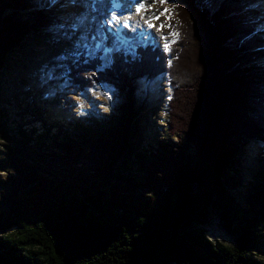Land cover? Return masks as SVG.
Listing matches in <instances>:
<instances>
[{
	"label": "trees",
	"instance_id": "16d2710c",
	"mask_svg": "<svg viewBox=\"0 0 264 264\" xmlns=\"http://www.w3.org/2000/svg\"><path fill=\"white\" fill-rule=\"evenodd\" d=\"M38 2L0 0V77L27 37L59 26ZM169 2L179 35L168 51L142 44L99 71L102 53L92 59L82 48L63 64L81 91L111 85L121 95L134 77L151 82L166 74L176 147L141 151L129 139L133 105L108 133H68L51 152L45 134L32 145L31 132L12 134L4 122L12 144L0 156V264H264L254 254L264 241V203L253 216L228 186L239 155L264 146V36L247 18L245 0ZM180 137L198 162L184 158ZM212 211L233 246L195 227Z\"/></svg>",
	"mask_w": 264,
	"mask_h": 264
},
{
	"label": "rangeland",
	"instance_id": "374dc122",
	"mask_svg": "<svg viewBox=\"0 0 264 264\" xmlns=\"http://www.w3.org/2000/svg\"><path fill=\"white\" fill-rule=\"evenodd\" d=\"M102 1L60 0L61 6L55 9L50 0H39L37 9L53 14L59 26L49 34L27 37L23 46L8 59L0 77V127L6 122L5 128L10 129L9 132L12 134H17L18 129L31 132L32 145L38 144L37 135L45 134L48 151H58L59 147L55 146V141L63 140L65 134L69 133L72 134L71 136L78 137L83 132L95 133L105 130L108 133L110 128L123 122L125 108L133 105L135 117L133 121L129 120L133 129L129 139H132L135 144H140L141 151L158 150L161 144L176 147L174 145L177 144V140L168 134L167 105L171 99L172 90L166 74L151 82H146L144 78L134 77L131 80L133 87L128 86L127 92L123 95L111 85L95 84V88L81 91L68 82L63 56L77 57V52L85 48V45H88V49L95 51L96 44L102 43V47L111 50L107 53L108 56L103 57L104 65L99 68V71H102L110 67L113 59L117 58L122 51L134 55L137 45L148 43H154L168 51L169 48L165 45H171L177 39V36L172 35L174 5L169 0L164 3L161 0L147 1V10L154 12L149 16L160 17V23L154 27L157 31L159 30L157 36L142 33L140 21H135L133 27L128 30L129 39H119L116 36L115 27L114 31L111 28L107 29L108 24L105 21L103 22L104 30L98 27L93 20L90 22L89 15L92 12L96 14ZM211 1L220 3L222 0ZM245 2L249 9L246 12L247 18L253 21L259 34L264 36V7L257 0H245ZM165 9H169V13L161 15ZM84 11L87 14L82 17ZM168 15H171L170 20ZM84 23L94 25L93 32H90V29L83 30ZM161 24H164V28L168 30L160 29ZM106 29L107 32H105ZM105 33L113 36L109 45L107 40L105 43L100 40L106 36ZM122 42L127 43V46L122 47ZM94 51L92 55H89L90 57L95 56ZM91 74H87L88 79H92ZM58 111H61L59 116L54 114ZM66 115H69V118L65 117ZM62 121H70V125L63 124ZM90 138H95V136ZM180 140L185 142L182 149L184 158L186 160L191 158L194 163L198 162L193 147L184 137H180ZM11 144L10 137L0 129V156L8 155ZM263 148L252 144L250 151L243 152V160L239 155L237 163H234L229 174L231 180L228 186H230L231 194L239 204L249 208L252 214L254 213L253 216L258 213L260 204L264 203V195L261 192L264 190ZM87 149L90 154L94 146L88 145ZM91 157L94 156L91 155ZM139 159L138 154L134 156V169L139 168ZM88 163H92L89 157L85 158V164ZM119 165L124 168L123 165ZM0 176L6 175L0 173ZM256 195L260 196V201H251V197H256ZM195 227L206 230L213 241L227 246L234 245V238L222 230L213 211L210 212L207 220L197 221ZM254 254L264 261V241Z\"/></svg>",
	"mask_w": 264,
	"mask_h": 264
},
{
	"label": "bare ground",
	"instance_id": "6f19581e",
	"mask_svg": "<svg viewBox=\"0 0 264 264\" xmlns=\"http://www.w3.org/2000/svg\"><path fill=\"white\" fill-rule=\"evenodd\" d=\"M94 2V0H92ZM148 0H103L101 3V6H99V10L96 12L91 13L89 15L90 17V22L91 20L94 21L98 27L102 28L103 30L105 29V26L103 25V22L105 21L106 24H108V28H111L114 31L115 27V33L116 36L120 38H125L129 39V29L133 27L135 21H140V26L142 27L140 31L144 34L151 35V36H157L159 34V30L157 31L156 28L154 27H149L147 21L151 20L152 23L155 25V27L160 23L159 19L156 20L154 17L156 16H149V14L154 13L153 10L151 12L147 10L148 7ZM156 1V0H154ZM262 7H264V0H257ZM52 2V6L55 7V9L59 8L61 6L60 0H50ZM121 3L123 7L121 9H116V11H113V6L115 3ZM149 2V1H148ZM143 4L145 6L144 11L137 12V8ZM72 11V10H71ZM85 12V11H84ZM82 17H85L87 12L84 13ZM113 16H118L119 20H113ZM66 18V17H65ZM85 25L82 26L83 30H91L90 32H93V26H90L88 23H84ZM91 27V28H90ZM97 27V28H98ZM107 29L105 32H107ZM161 29V28H160ZM165 30L167 28H164ZM168 30V29H167ZM105 37L100 38V40L105 43L107 40V44L109 45L112 42L111 37L113 36L110 34L105 33ZM63 113V112H62ZM55 115L59 116L61 114V111L59 112H54ZM65 117L69 118V115H66ZM61 118V116H60Z\"/></svg>",
	"mask_w": 264,
	"mask_h": 264
},
{
	"label": "snow or ice",
	"instance_id": "6c2138e0",
	"mask_svg": "<svg viewBox=\"0 0 264 264\" xmlns=\"http://www.w3.org/2000/svg\"><path fill=\"white\" fill-rule=\"evenodd\" d=\"M161 2L164 3V2H166V0H161ZM144 10H145V6H144L143 4H141V5L137 8V12L144 11ZM113 11H116V9L114 8ZM169 11H170L169 9H165V12H164V13H161V15H166V14L169 13ZM159 18H160L159 16L154 17V19H156V20H158ZM112 19H113V20H119V17H118V16H113ZM168 19H169V20L171 19V15H168ZM147 23H148L149 27H155V25L152 23L151 20H148ZM164 27H165L164 24H161V25H160V28H161V29H163ZM169 27H171V26L169 25ZM172 35L175 37V36H178L179 33L173 32ZM173 42H174V41H173ZM101 47H102V43H97L96 46H95V51H99V50L101 49ZM165 47H166V48H170V45H169V44H166ZM85 48H88V45H85ZM93 51H94V50L89 49V53H88V54H89V55H92V54H93ZM104 51H105V54L107 55V53L110 52L111 50L105 48Z\"/></svg>",
	"mask_w": 264,
	"mask_h": 264
},
{
	"label": "built area",
	"instance_id": "2783aa9c",
	"mask_svg": "<svg viewBox=\"0 0 264 264\" xmlns=\"http://www.w3.org/2000/svg\"><path fill=\"white\" fill-rule=\"evenodd\" d=\"M62 123H63V124H66V125H67V124L69 125L70 121H69V122H67V121H66V122H63V121H62ZM24 127H26V126H24ZM22 130H23V129H22ZM18 131H19V129L16 131V133H17ZM24 131H25V130H24ZM27 133H28V132H27ZM37 136H38V135H37Z\"/></svg>",
	"mask_w": 264,
	"mask_h": 264
}]
</instances>
